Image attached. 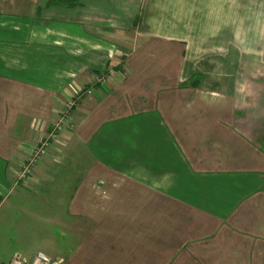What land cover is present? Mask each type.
<instances>
[{"label":"crops","instance_id":"1","mask_svg":"<svg viewBox=\"0 0 264 264\" xmlns=\"http://www.w3.org/2000/svg\"><path fill=\"white\" fill-rule=\"evenodd\" d=\"M48 2L0 0V206L67 182L54 192L64 234L52 221L47 249L23 255L15 231L0 264L38 251L61 264H264V0ZM110 69L123 78L72 110L68 162L56 145L15 186L65 103Z\"/></svg>","mask_w":264,"mask_h":264},{"label":"rangeland","instance_id":"2","mask_svg":"<svg viewBox=\"0 0 264 264\" xmlns=\"http://www.w3.org/2000/svg\"><path fill=\"white\" fill-rule=\"evenodd\" d=\"M117 72H119L120 76L114 75V77L117 76L123 78V74L120 71ZM101 73H105V72H101ZM64 145L65 144H62L61 147H63ZM62 150L64 149L62 148ZM66 159L67 158H64L62 160V163L68 162L67 161L68 159L67 160ZM16 175L18 176L17 172ZM62 175L68 176L69 173L65 172L62 173ZM17 178L14 184L15 186L18 185L19 182H21ZM63 179L64 177L61 176V179L58 180H63ZM26 180L28 179L27 178L24 179V181ZM62 183H64L65 187H62ZM59 188L61 190L64 189L63 191L69 190L67 182L60 181L58 183L56 181L54 184H52V187L48 192L46 189H42L41 191L39 190V196H37L36 194L33 195L31 193V198L29 200L27 198L26 199L22 198L23 194L26 191L20 189L14 191V194L10 196L8 201L0 206V243H3V239L11 238L10 236L14 235V232L17 231L18 235H17L16 249L20 250L23 253V255H31L38 248L41 247L43 249H47L48 247L47 245L51 244L49 240L44 239L42 232L44 228L49 227L52 221L53 223L50 229L54 227V232L55 231L57 232L56 235H59L58 233L63 235L64 230L61 228L60 229L56 228L55 230V223H54L55 221L54 218L56 217L55 216L56 208L62 205L59 202H57L56 199L57 194L54 193V192L62 193L63 191H61ZM36 228L39 231L38 235L37 232L35 231ZM4 247L6 251H8L9 249H14L13 239L11 244H6ZM3 249L4 248L1 244L0 252L3 251ZM46 251H51L52 253H54V250H46Z\"/></svg>","mask_w":264,"mask_h":264},{"label":"built area","instance_id":"3","mask_svg":"<svg viewBox=\"0 0 264 264\" xmlns=\"http://www.w3.org/2000/svg\"><path fill=\"white\" fill-rule=\"evenodd\" d=\"M114 75L120 76L119 72L115 69H110L105 73H101L96 78V82L101 85H106L110 82ZM95 89L93 87L85 89L79 94V96L70 98L66 103L65 107L61 112L60 118L55 122L54 126L44 138H42L32 149L27 159L21 164V166L16 170L18 174V180L24 181L31 177L38 178L42 172L43 168L47 165L48 158H50L51 150L58 145V155L54 158L58 162L62 161L65 157V153L62 150L61 145L65 144L63 137V131L73 130L74 121L72 119V110L79 103L81 94L83 95H93ZM18 183V182H17ZM7 264H61L59 259L55 260L45 251H38L32 260H28L21 254H15Z\"/></svg>","mask_w":264,"mask_h":264},{"label":"trees","instance_id":"4","mask_svg":"<svg viewBox=\"0 0 264 264\" xmlns=\"http://www.w3.org/2000/svg\"><path fill=\"white\" fill-rule=\"evenodd\" d=\"M48 3H49V5H57V6H62V7H69V8H71V7H77L78 5H80V4H81V0H49ZM100 74H101V73H100ZM100 74H98V76H99ZM195 80H197V77H196L195 79L193 78V80H192V84H193V85H197ZM94 84H96V85L91 86V87H93L94 89L97 87V85H101V84H99V83H97V82H95ZM91 87H88V88H91ZM86 89H87V88H86Z\"/></svg>","mask_w":264,"mask_h":264}]
</instances>
